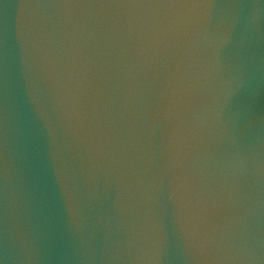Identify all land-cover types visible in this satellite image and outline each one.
Instances as JSON below:
<instances>
[{"label": "water", "instance_id": "obj_1", "mask_svg": "<svg viewBox=\"0 0 264 264\" xmlns=\"http://www.w3.org/2000/svg\"><path fill=\"white\" fill-rule=\"evenodd\" d=\"M0 264H264V0H0Z\"/></svg>", "mask_w": 264, "mask_h": 264}]
</instances>
